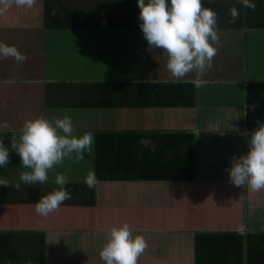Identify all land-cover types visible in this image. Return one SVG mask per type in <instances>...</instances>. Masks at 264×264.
<instances>
[{"label":"crops","instance_id":"crops-1","mask_svg":"<svg viewBox=\"0 0 264 264\" xmlns=\"http://www.w3.org/2000/svg\"><path fill=\"white\" fill-rule=\"evenodd\" d=\"M47 2L34 0L31 8L13 4L0 13V41L15 45L27 57L23 62L0 58V125L6 123L10 129L0 133L10 151L7 165L0 167V178L10 182L0 186L1 247L11 254L30 253L33 257L30 235L44 231L49 250L46 264H105L99 252L107 232L126 221L134 234H143L147 241L138 264H235L225 240L196 243L195 233L209 230L241 233L242 257L250 253L252 264H264V189L234 186L226 171L233 155L247 151L245 133L264 121V86L248 89L264 83V27L251 24L258 18L264 21V0H255L254 8L239 0H204L217 13V51L211 66L199 77L194 69L181 78L170 75L165 51H147L139 24L101 30L96 26L54 27L45 22ZM55 5V14L63 17L59 4ZM107 5L110 7L102 10H111V3ZM127 6L120 12L130 13L138 21L137 4ZM231 7L238 10L235 18L229 13ZM249 10L253 11L251 20ZM122 19L128 20L125 15ZM142 80L192 82V97L183 99L192 103H179L186 93L180 88L183 92L174 93L176 105H167L158 104L166 99L136 102L125 88L119 93L112 90L106 99L95 87H80L96 81ZM250 91L262 100L252 103ZM65 113L72 117L75 134L93 133L89 149L80 157L75 152L64 157L48 171L43 184L11 186L27 170L11 144L18 142L23 122ZM249 114L257 118L249 119ZM132 131L139 134L134 150L143 154L141 163L168 160L162 175L174 174L176 180L121 179L132 173H117L120 163L115 164V156L123 154L118 151H124L128 145L125 136ZM173 132L192 136L170 137ZM142 137L155 150L141 144ZM177 153L181 156H175ZM183 154L191 156L190 161L181 162L186 169L177 162ZM190 164L193 178L186 179ZM89 171L98 179L91 188L83 182ZM57 172L67 176L65 187L71 196L41 215L35 210V201L57 187L53 183ZM143 174H150L149 169ZM67 202L70 206L64 207ZM69 209L78 217V228L58 226L60 219L66 223ZM4 232L9 236H3Z\"/></svg>","mask_w":264,"mask_h":264},{"label":"clouds","instance_id":"clouds-1","mask_svg":"<svg viewBox=\"0 0 264 264\" xmlns=\"http://www.w3.org/2000/svg\"><path fill=\"white\" fill-rule=\"evenodd\" d=\"M139 13V28L147 42V51L161 49L167 54L166 68L172 77L181 78L188 72L197 71V77L206 67H210L216 54L218 41L216 30L217 13L205 5L204 0H135ZM248 8L255 7V0H239ZM34 0H0V13L15 4L18 8H31ZM232 18L238 14L235 7L229 9ZM12 57L23 62L27 57L15 45L0 41V58ZM195 82V81H193ZM9 130L6 123L0 125V133ZM247 137V151L230 158L226 171L229 181L238 187L253 191L264 189V121ZM93 142V133L85 131L75 134L71 115L65 113L49 119L37 116L26 119L19 129L17 141L12 147L20 157L24 171L20 179L11 186L19 189L21 182L27 185L43 184L48 180V171L73 152L80 157ZM145 147L155 150V145L146 137L140 139ZM9 148L0 138V167L9 161ZM84 184L91 188L98 183L94 171L84 177ZM9 181L0 178V186H9ZM53 188L35 201V210L47 215L70 198L65 187L68 178L57 172ZM147 247L143 234L133 233L128 223L112 226L99 255L105 264H138V257Z\"/></svg>","mask_w":264,"mask_h":264},{"label":"trees","instance_id":"trees-1","mask_svg":"<svg viewBox=\"0 0 264 264\" xmlns=\"http://www.w3.org/2000/svg\"><path fill=\"white\" fill-rule=\"evenodd\" d=\"M260 3V1H257ZM48 7L47 13L45 14V22L47 25L54 26V27H62V28H68V29H89L96 26V28L103 29H112V28H127L129 26H137L139 24L138 21H135L132 19L133 16H130V13L124 14L121 13L120 10L122 7L129 5L131 7H134V4H136L135 0H98V1H91V0H83V1H75V0H48ZM59 4V9L62 10L64 13V16L56 15V5L53 7V4ZM82 3H86L85 5L80 6ZM111 3V10L106 12L105 7H110L107 4ZM113 4V6H112ZM251 11V10H249ZM97 12L99 14H97ZM253 11L250 12L249 19L251 20ZM126 16L128 19L127 21L122 19V16ZM251 22V21H250ZM256 22V24H255ZM251 24H254L257 28L264 27V21L261 18H258L251 22ZM125 26V27H124ZM53 83H49V86H52ZM78 85V84H77ZM89 85V87H95L98 90L99 94H104V96L108 97L112 93V90H115V93H119L118 90H121L123 88L129 89L132 93V96H134L135 101H143L146 98L151 99V101H155L157 99H166L163 103L158 104H167V105H176L174 103V98L177 96L174 95V93L183 92L178 90L183 89L185 96H180V104L183 105H189L192 103L191 101L188 102L186 100H183L186 98V95L189 96V98L192 97V94L195 89V85L192 82H171V81H96L91 82L88 84H82L80 87H85ZM264 86V83H254L253 85H250L248 89H255V88H262ZM94 88V89H95ZM248 97L251 98L252 103H258L262 100L261 97H259V94L257 93H251V91L248 93ZM188 98V97H187ZM163 101V100H160ZM106 104H111L108 102H104ZM103 104V102H102ZM137 104V103H136ZM253 111V109L251 110ZM249 119H256V115L249 114ZM125 133L121 132L120 137H123ZM138 134V133H137ZM151 134V133H150ZM139 135V134H138ZM136 133L133 131L128 135L125 136V144L128 142V145H125L124 151H118L123 154H117L115 156V164L120 165L115 169L117 173H129L131 171L132 177L130 176H121V179H147V180H153V181H169L174 178L177 179L174 174H165L164 169L168 166V160H166V163L158 162L157 159L155 161L148 160L146 157H149L146 155L147 161L142 162L140 160V156H143V154H138L137 151L134 150V145L136 142V138L138 137ZM149 135V134H148ZM181 135H187L192 136L189 132H178V133H171L170 137H180ZM129 137V138H128ZM128 138V141L126 139ZM145 156V155H144ZM175 156L180 157V153H177ZM188 157V158H187ZM191 158L190 154H183L181 159L179 158L178 166L180 168L186 169L181 165L182 163H185V159L188 160ZM192 160V159H191ZM122 161V162H120ZM190 161V160H188ZM152 167H151V166ZM106 169V168H105ZM144 169H149L150 174H143ZM154 172L155 170H157ZM188 171H186L184 177L186 179H192L193 178V166L192 164L189 165V168H187ZM141 174V175H139ZM135 175V176H134ZM146 175V176H145ZM65 203V202H64ZM70 203L67 202L64 207L70 206ZM66 223H63V220L60 219L58 226L63 228H78L79 221L78 217L74 218V211L73 209H69L67 211V217H66ZM10 233L4 232L3 236H9ZM2 235V233L0 234ZM243 235L235 230H209V231H201L195 233L196 243L202 244H216L219 243L220 239L225 240L227 249L229 248L231 250V255L235 258L234 262L235 264H252L250 253L247 255V257L243 258L242 253L240 250L244 249L242 246V239ZM30 240L33 243L32 247V253L33 257H29V254L26 255L25 253H10L4 246L1 247L0 243V264H46V258L48 256V248H47V242H46V233L44 231L36 232L35 234L30 235ZM36 240V241H35ZM198 240V241H197ZM264 243V242H262ZM261 243V244H262ZM260 244V245H261ZM251 250V248L248 246V251ZM247 251V252H248ZM51 256V255H50Z\"/></svg>","mask_w":264,"mask_h":264},{"label":"bare ground","instance_id":"bare-ground-1","mask_svg":"<svg viewBox=\"0 0 264 264\" xmlns=\"http://www.w3.org/2000/svg\"><path fill=\"white\" fill-rule=\"evenodd\" d=\"M226 28V27H225ZM230 28V27H229ZM243 54V53H242ZM243 56V55H242ZM123 78V77H122ZM195 144V143H194Z\"/></svg>","mask_w":264,"mask_h":264}]
</instances>
